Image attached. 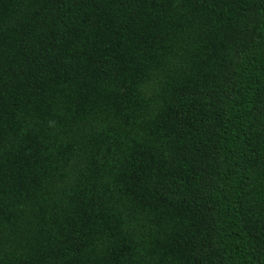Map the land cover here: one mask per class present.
Returning <instances> with one entry per match:
<instances>
[{"label":"trees","instance_id":"16d2710c","mask_svg":"<svg viewBox=\"0 0 264 264\" xmlns=\"http://www.w3.org/2000/svg\"><path fill=\"white\" fill-rule=\"evenodd\" d=\"M0 264H264V0H0Z\"/></svg>","mask_w":264,"mask_h":264}]
</instances>
